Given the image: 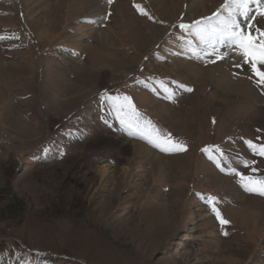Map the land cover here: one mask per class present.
Here are the masks:
<instances>
[{
  "label": "rangeland",
  "instance_id": "rangeland-1",
  "mask_svg": "<svg viewBox=\"0 0 264 264\" xmlns=\"http://www.w3.org/2000/svg\"><path fill=\"white\" fill-rule=\"evenodd\" d=\"M223 2L0 0V264H264V196L228 171L264 176V87L173 27ZM105 93L187 150L130 135Z\"/></svg>",
  "mask_w": 264,
  "mask_h": 264
},
{
  "label": "snow or ice",
  "instance_id": "snow-or-ice-1",
  "mask_svg": "<svg viewBox=\"0 0 264 264\" xmlns=\"http://www.w3.org/2000/svg\"><path fill=\"white\" fill-rule=\"evenodd\" d=\"M107 2L111 4L112 0H107ZM134 7L141 15L152 19L141 4L134 3ZM257 17L264 18V0H224L220 8L211 16L190 23L180 22L173 27L181 30L182 39L193 57L212 63L225 58L235 60L236 68H244L246 65L247 69L253 73L250 79L255 78L257 86L264 87V25L260 24ZM3 38L0 37V39ZM193 38L199 41L200 47L195 45ZM209 57L215 59L209 61ZM180 87L185 86L180 85ZM186 90L192 91L191 88ZM166 91L168 92L166 98L172 99L174 93L170 89ZM102 95L112 102L111 106L116 119L119 120L121 128L128 131L130 135H139L140 138L147 140L162 152L187 150L185 143L175 139L170 132L158 128L139 112L131 97L127 95L107 96L106 93ZM246 143L254 154L264 157V144H256L251 140ZM202 151L209 153V159H212L217 167H221L224 153L218 145L206 146ZM216 153H219V157ZM242 163L245 167H249L255 162L244 160ZM225 170L221 167V171ZM228 171L239 177V182L246 191L264 196V176H246L235 168H230ZM251 171L255 173L257 169L252 167ZM207 203L222 225L229 223L216 207L215 197L209 196ZM224 234L227 235L226 232Z\"/></svg>",
  "mask_w": 264,
  "mask_h": 264
},
{
  "label": "bare ground",
  "instance_id": "bare-ground-1",
  "mask_svg": "<svg viewBox=\"0 0 264 264\" xmlns=\"http://www.w3.org/2000/svg\"><path fill=\"white\" fill-rule=\"evenodd\" d=\"M1 43H2V41H1ZM4 43V42H3ZM6 46V45H5ZM0 47H3L2 46V44H0ZM2 53V54H1ZM0 54L1 55H5L6 54V52L5 51H3V52H0ZM71 90V89H70ZM70 90L69 91H67V93L68 92H70ZM72 90L74 91V90H76L75 88L73 89L72 88ZM71 90V91H72ZM108 172H107V169H106V167H102V170L99 172V175L101 176V177H105V175L107 174Z\"/></svg>",
  "mask_w": 264,
  "mask_h": 264
}]
</instances>
